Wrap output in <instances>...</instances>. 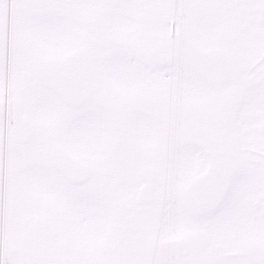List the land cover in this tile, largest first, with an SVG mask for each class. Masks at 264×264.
Listing matches in <instances>:
<instances>
[{"label":"snow or ice","instance_id":"6c2138e0","mask_svg":"<svg viewBox=\"0 0 264 264\" xmlns=\"http://www.w3.org/2000/svg\"><path fill=\"white\" fill-rule=\"evenodd\" d=\"M0 264H264V0H0Z\"/></svg>","mask_w":264,"mask_h":264}]
</instances>
